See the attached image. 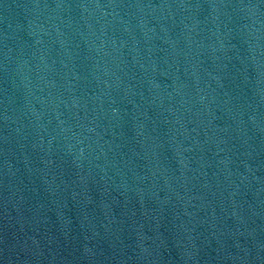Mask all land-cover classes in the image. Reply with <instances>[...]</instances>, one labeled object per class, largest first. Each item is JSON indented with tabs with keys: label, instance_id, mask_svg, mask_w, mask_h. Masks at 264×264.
Returning a JSON list of instances; mask_svg holds the SVG:
<instances>
[{
	"label": "water",
	"instance_id": "obj_1",
	"mask_svg": "<svg viewBox=\"0 0 264 264\" xmlns=\"http://www.w3.org/2000/svg\"><path fill=\"white\" fill-rule=\"evenodd\" d=\"M0 264H264V0H0Z\"/></svg>",
	"mask_w": 264,
	"mask_h": 264
}]
</instances>
